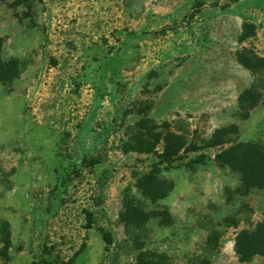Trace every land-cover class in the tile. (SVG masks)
Wrapping results in <instances>:
<instances>
[{
    "label": "rangeland",
    "instance_id": "obj_1",
    "mask_svg": "<svg viewBox=\"0 0 264 264\" xmlns=\"http://www.w3.org/2000/svg\"><path fill=\"white\" fill-rule=\"evenodd\" d=\"M242 51L264 0H0V264H264L234 247L264 191L217 159L264 145Z\"/></svg>",
    "mask_w": 264,
    "mask_h": 264
},
{
    "label": "trees",
    "instance_id": "obj_2",
    "mask_svg": "<svg viewBox=\"0 0 264 264\" xmlns=\"http://www.w3.org/2000/svg\"><path fill=\"white\" fill-rule=\"evenodd\" d=\"M237 60L253 72L264 73V58L262 57L242 51L237 53ZM260 87L263 89H260ZM262 92H264V79L262 83L261 79L257 78L253 85L243 90L239 95V109L247 114L261 100L264 101V93ZM234 132V129H218L214 132L210 143H218L222 137ZM217 159L218 162L227 165L239 174L240 185L236 189L237 193H247L251 189L264 191V145L239 142L217 155ZM96 162L98 161L95 160L94 163ZM66 169L61 165L58 167L57 188L60 190L65 186L67 179L70 178V172H66ZM87 220L90 224V218H87ZM234 247L242 261L249 260L254 255H260L264 258V217L252 229L239 231ZM54 262L55 260L50 257L47 259V264H53Z\"/></svg>",
    "mask_w": 264,
    "mask_h": 264
}]
</instances>
